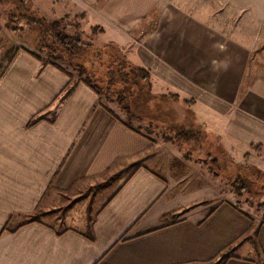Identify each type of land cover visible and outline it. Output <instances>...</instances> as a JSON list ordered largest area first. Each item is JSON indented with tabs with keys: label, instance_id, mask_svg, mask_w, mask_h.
<instances>
[{
	"label": "crops",
	"instance_id": "1",
	"mask_svg": "<svg viewBox=\"0 0 264 264\" xmlns=\"http://www.w3.org/2000/svg\"><path fill=\"white\" fill-rule=\"evenodd\" d=\"M72 1L150 71L154 95L194 101L196 123L264 169V80L250 82L264 0L236 28L204 0ZM25 43L0 67V264H203L224 252L222 264H264L261 218L235 200L196 203L207 193L150 167L147 136L83 82L64 97L70 77ZM111 177L113 189L64 227L30 218Z\"/></svg>",
	"mask_w": 264,
	"mask_h": 264
},
{
	"label": "rangeland",
	"instance_id": "2",
	"mask_svg": "<svg viewBox=\"0 0 264 264\" xmlns=\"http://www.w3.org/2000/svg\"><path fill=\"white\" fill-rule=\"evenodd\" d=\"M197 1L191 0L192 3ZM234 1L204 0L203 3H208L205 7H209L213 12L221 10L226 18L223 23L227 26L243 27L246 23L244 20L242 21V18L250 15L251 0ZM72 4H74L72 0H28L24 7L16 0H5L4 4L0 3V22L3 30V34L0 36L1 69L12 53L25 42L27 48L35 56H39L43 62L53 61L48 52H40L36 47L35 43H38L37 39L42 33L41 27H32L30 18L46 19L50 22L60 20L62 25L67 27L65 29L67 34L74 36L83 33L86 41H93L95 47L104 51L105 55L98 58L97 53L94 54L90 50L84 49V53L79 54L77 62L91 72L93 83L102 89L101 103L109 109L116 108L119 110L123 121L150 139L152 149L146 153L150 167L160 175L168 176L169 173L175 180L179 179L176 182L179 184L178 187L187 186V191L185 190L187 193L190 191L192 193H207V198L204 201L196 202L198 204L210 207L213 202L223 199L235 200L238 205L261 218L264 222V169L249 163V154H246L240 161L234 158L226 151L217 134L210 132L203 124L195 122L191 111H189V106L185 101H181L177 95L170 94L164 98V104H166L164 107L168 113V115L165 114L166 117H161V112L158 110V107L164 105L162 99L160 100L161 103L156 104L150 112L145 109L146 104L140 106L141 109H136L134 106H138V101L135 100L133 104H128L131 113L135 116L130 119L117 102L118 91L125 89L126 86L119 83L115 86L117 91L114 93H109L106 90L110 78H106L105 73L108 71L105 61L110 60L107 54H115L117 48L114 46L109 49L105 48L104 46L109 43L104 41V29L99 26L98 28H101L102 32H99V29L94 31L92 23L86 20L85 12L77 11L72 7ZM226 11L227 13H225ZM13 14L15 19L10 20ZM23 16H27L29 20L23 19ZM258 40L259 46L250 61V82L264 80V38ZM116 46L119 47V45ZM121 49L126 52L128 59H130L129 57L132 56L130 51L125 48ZM95 55L97 58H93ZM67 59L68 57L65 56L66 61H68ZM66 61L58 63L77 78L78 72ZM111 77L112 79L116 78L113 75ZM133 89L135 94H132L135 99L138 91L136 88ZM55 109L57 108L54 107L53 110L55 111ZM194 125L200 127L201 130L197 134L199 140L195 138L198 141L197 144L179 142L176 138L178 131ZM111 178L105 181H96L92 186H85L83 192H80V197L61 199L62 201L58 205L56 204L51 211L46 212L42 209L30 218L46 221L59 228L64 227L69 215H74L77 212H79L77 215H83L84 210L90 212L96 204V196L107 188L113 189L116 180ZM225 256L224 252L215 260L203 264H221L222 258Z\"/></svg>",
	"mask_w": 264,
	"mask_h": 264
},
{
	"label": "trees",
	"instance_id": "3",
	"mask_svg": "<svg viewBox=\"0 0 264 264\" xmlns=\"http://www.w3.org/2000/svg\"><path fill=\"white\" fill-rule=\"evenodd\" d=\"M6 1H11V0H6ZM16 1L19 4L21 3L22 6L24 7L25 3L28 0H16ZM4 2L5 0H0V3L4 4ZM14 19L15 16L13 14L10 20H14ZM23 19L27 21L29 20L27 16H23ZM30 19H31L30 25L32 27H37V26L41 27L42 33L40 37L37 39L38 43L37 44L35 43L36 47L40 52H45V51L48 52L51 59L53 60V61H45L44 63H52L56 65L59 69L64 71L70 77L71 83L69 84L68 88L65 90L64 97L69 96L72 93L73 89L75 88L76 84L80 82H83L88 86H90L100 97L102 93V89L99 88L95 83H93L91 77L93 75L91 74V72L86 70L82 64L77 62L78 61L77 59H79L78 56L80 53H84L83 52L84 49H88L90 50L91 53L94 54L97 53L98 58H100V56L103 57L102 55H105V52L102 51L100 48H96L95 47L96 45L94 44L93 41L87 42L85 39L86 37L83 35V33L74 36L67 34L65 32V29L67 27L62 25V22L60 20L50 22L46 19H40V20H36L34 18H30ZM98 29H99L98 27H94V31ZM99 32H102L101 28L99 29ZM112 46L116 47L117 49L116 51L114 50L115 54H110V53L107 54L110 60L105 61L108 71L105 73L107 76L106 78H110L107 87L108 89L106 90L109 93L111 92L114 93L115 91H117L115 90L116 88L115 86L118 85L119 83L124 84L126 86L125 89L118 91L117 102L118 105L121 107V109L128 115V117L130 119H133L135 117L131 113L130 108L128 107V104H133L135 100L138 101V106L137 105L134 106L136 109H141L140 106H144V104H146L145 109L148 110V112L152 111L156 104L161 103L160 102L161 99L163 100V104H164V100H165L164 98L170 96V94L169 95L166 94L163 96H157L153 94L150 71L130 61V59H128L126 55V52L120 47L116 46L115 44L109 43L106 44L104 47L109 49ZM60 53L62 54V56H60L61 55ZM121 53H123V55H120ZM65 56L68 57L67 59L68 61L65 60ZM97 56L95 55L93 56V58H97ZM37 58L40 61H42L39 56ZM60 61L62 62L66 61L69 64H71L73 68L76 69V71L78 72V77L75 78L73 74L68 73L64 68H62L58 63ZM112 75L116 76V78L113 77L115 79H112L111 77ZM94 77H96V74H94ZM133 88H136V90L138 91L136 92L135 99L133 98L135 97L133 95L135 94ZM185 103L189 105V104H193L194 101H185ZM164 106H166V104H164L161 107H158V110H160L161 112V117H166L165 114L168 115ZM35 122L36 121L34 120L29 125H32ZM126 125L130 127L128 123H126ZM199 128L200 127H198L197 125L196 126L194 125L193 127L179 130L178 131L179 133H177L178 135L176 136V138L179 142H183L185 144L188 143L197 144L198 142L196 140L198 139L197 134L200 133L201 131ZM219 256L220 254L217 257ZM216 258H214L213 260H215ZM222 263L223 262H221V264Z\"/></svg>",
	"mask_w": 264,
	"mask_h": 264
}]
</instances>
